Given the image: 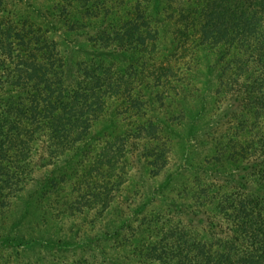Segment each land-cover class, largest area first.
Here are the masks:
<instances>
[{
  "label": "trees",
  "instance_id": "obj_1",
  "mask_svg": "<svg viewBox=\"0 0 264 264\" xmlns=\"http://www.w3.org/2000/svg\"><path fill=\"white\" fill-rule=\"evenodd\" d=\"M104 2L0 0V205L10 230L33 215L3 245L37 247L25 264H264V0H177L158 64L165 34L146 27L172 2L147 0L131 21L96 18ZM122 81L140 86L134 110ZM90 167L96 192L63 193Z\"/></svg>",
  "mask_w": 264,
  "mask_h": 264
},
{
  "label": "rangeland",
  "instance_id": "obj_2",
  "mask_svg": "<svg viewBox=\"0 0 264 264\" xmlns=\"http://www.w3.org/2000/svg\"><path fill=\"white\" fill-rule=\"evenodd\" d=\"M146 1L147 0H106V2H104V3H97L96 7L94 8V12L96 13V15H97L96 18H97V17H100L104 14H109V13L113 12L114 10H118V14L124 18V21H127V20H130V18L136 17V13L137 12L140 13L143 10V7L145 6ZM161 1L163 2L162 4H164L165 2L168 3L171 1L174 7H171V8L167 7L166 9H164L162 11V13L155 15L153 18H151V20L153 21L152 25H148L146 27L147 30L150 28L151 30L158 29V32L164 31V34H165V36H164L165 40H163L164 43H161L162 41L155 40V43H157V42L158 43H157V47L154 50V55H152L153 58L157 59L156 61H154V64L168 62V61H158V60H160L162 58H166L163 56L164 54H166V52H165L166 49L164 50V46L166 43H168V41L171 37V34H174L175 30L179 26V22L177 23L175 14H177V11H179L181 9V7L178 5L177 0H161ZM187 3H189V2H187ZM170 10L171 11L173 10L172 12H174V14L169 15L167 12H169ZM184 12L187 14L186 11H184ZM84 17L86 18V16H84ZM162 29H164V30H162ZM150 41H152V40L151 39L148 40V42H149L148 47L152 46V42H150ZM187 44L189 45L190 42ZM176 57H177V55L175 54L174 58H172L170 60V63L172 65H174L173 68L177 67L176 74L183 76V72H185L184 70H182V66H181L183 63L181 61H178ZM113 76H114V74H113V69H112V77ZM145 81L146 80L143 81V84ZM171 85H172V83L170 84V86ZM162 86L163 85H158V89H159L158 92H160L159 94H164V96H168L166 93V90H164ZM139 87H140L139 85H137L136 83L134 84L133 82H131L130 84H127V82L124 83V81L118 83V90L116 91V95H120V93L123 94V96L125 98V102H126L125 110H127V109L134 110V107H133V104L131 101L132 100L131 94L135 93L137 91L136 89H138ZM178 93H179V90H178ZM178 93H175V94H178ZM171 94H172V92H171ZM187 97H188L187 104H188V106H190L193 104V100L190 98V95H188ZM112 98H113V96L111 95V97H109V99H112ZM168 99H169L168 101L172 102V104H177L176 101H178V100L171 99L170 97ZM219 101L220 100H217L214 103V107L212 109L213 111L210 112L212 118L216 117L217 114L219 113V110H220L221 105H222V103H219ZM164 103H166V102H164ZM146 112H148V111H146ZM149 113H150V111L147 114H149ZM125 120H126L125 121L126 127L133 124L129 118H125ZM178 127H179L180 131L183 130L182 131L183 136L186 135L185 134L186 129H184V127H183V129H181L180 124L178 125ZM152 139L153 140L157 139V137L154 136ZM180 142H181L180 145L184 144L185 138L183 140L181 139ZM100 150L101 149H99L98 151H100ZM169 156H171L170 153H169ZM178 158H181V157H178ZM206 161L209 162L208 157L205 158V162ZM177 162H179L178 164L181 163L180 161H178V159H177ZM92 163H93L92 161H87V159H85V160H83L82 165L86 164L87 166H92L91 165ZM172 164L173 163H171V162L169 163V165H172ZM84 169H86V168H84ZM84 169L79 168L78 174H76L75 176H74V174H72L69 177L70 179H68V181H67V183L63 189V193H67L70 197H76V195H84V194L85 195L89 194V196H90V194L92 192L94 193L97 191V189H98L97 187H99L98 182L101 179H99L96 182L97 187H94L91 184V182H89V180H88V178L92 177L90 172L94 171L95 168L90 167L89 171H87L85 175L83 173ZM208 170H210V168ZM129 173L127 170L126 175H124L125 181L121 186V190H120L121 193L115 197H110V198H118L119 200H123V197L127 193V191L123 187L131 182L130 178H129L130 177ZM178 175L176 174L174 176V178L172 179V181L173 180L175 181V179H176V177H178ZM190 176L194 177L195 174L190 173ZM151 177L157 178L159 176L154 175ZM179 177H182V175H180ZM135 189L138 192H140L141 194L145 191V187L144 186L139 187L138 184L136 185ZM167 191H169V190L167 189ZM93 201H94V198L92 199V202ZM21 205L22 204L19 203L18 206L15 207V209L11 208L10 211H8L6 213L7 214L6 217L10 218L11 216H14L13 214H15V213H17L16 215L18 216L20 214L19 212H21V210H22V207H20ZM100 205H102L101 201L97 200L92 205L91 211H94L96 209L97 210L100 209L101 208ZM123 205H124V203H123ZM160 206H161V204H160ZM15 210H16V212H15ZM102 212L106 216L107 220H109L110 218L115 217L114 215L116 213V206L114 204H111L108 209L102 210ZM99 213H100V211H99ZM0 215H4V216H2L4 223L3 224L0 223V236L3 232H7L8 230L11 233V235L15 234L16 236H17V234L18 235L25 234L27 236L28 233H31V230H29V228H30L32 221H33V215L32 214L28 215V217H26V218L24 217L23 220L18 222L17 225L12 230H10L9 225L6 223L8 221L5 219V210H4V208H2V206L0 207ZM97 215L99 216L98 213H97ZM17 216H14V217L16 218ZM100 245H101V243H100ZM101 246L102 247L108 246V243L104 242V243H102ZM36 252L38 253L37 247H32L28 250V252H25V253L16 247H13V248H8V246L5 247L3 245L2 241H1V237H0V264H25L24 263L25 259H31L36 254ZM21 254L23 256H21Z\"/></svg>",
  "mask_w": 264,
  "mask_h": 264
}]
</instances>
